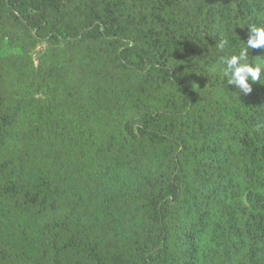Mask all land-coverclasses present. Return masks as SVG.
Segmentation results:
<instances>
[{
  "label": "trees",
  "instance_id": "trees-1",
  "mask_svg": "<svg viewBox=\"0 0 264 264\" xmlns=\"http://www.w3.org/2000/svg\"><path fill=\"white\" fill-rule=\"evenodd\" d=\"M250 25L264 0H0V264H264V83L221 71Z\"/></svg>",
  "mask_w": 264,
  "mask_h": 264
},
{
  "label": "clouds",
  "instance_id": "clouds-1",
  "mask_svg": "<svg viewBox=\"0 0 264 264\" xmlns=\"http://www.w3.org/2000/svg\"><path fill=\"white\" fill-rule=\"evenodd\" d=\"M262 46H264V25H250L248 39L240 46L239 52L222 58L221 71L227 78V84L235 85L239 95L250 94L254 82L264 83L261 79L264 75V67L249 60V51ZM220 47H224L223 42Z\"/></svg>",
  "mask_w": 264,
  "mask_h": 264
}]
</instances>
